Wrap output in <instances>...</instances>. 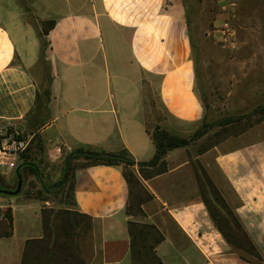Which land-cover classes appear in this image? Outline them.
I'll return each mask as SVG.
<instances>
[{
    "label": "crops",
    "instance_id": "1",
    "mask_svg": "<svg viewBox=\"0 0 264 264\" xmlns=\"http://www.w3.org/2000/svg\"><path fill=\"white\" fill-rule=\"evenodd\" d=\"M46 21L55 24L45 34ZM198 66L190 26L168 0H0V122L38 133L52 167L79 147L126 150L137 163L150 161V105L159 113L156 126L192 137L209 116ZM221 149L216 144L193 157L264 254V142ZM191 150L168 151V169L148 178L137 163L132 167L151 195L139 212L130 206L124 164L79 168L72 211L91 224L77 240L80 246L90 236L91 251L72 247L65 263L133 264V221L163 232L155 251L164 264H261L243 259L215 224L192 186ZM10 170L0 164L4 176ZM8 206L13 220L0 230V264H22L27 242L45 238L42 205ZM51 254L45 242L27 255L48 264Z\"/></svg>",
    "mask_w": 264,
    "mask_h": 264
},
{
    "label": "rangeland",
    "instance_id": "2",
    "mask_svg": "<svg viewBox=\"0 0 264 264\" xmlns=\"http://www.w3.org/2000/svg\"><path fill=\"white\" fill-rule=\"evenodd\" d=\"M233 1H235V4H232ZM168 3L183 14L190 26L193 37V53L199 65L200 85L205 101L209 105L208 121L225 119L234 115H246L254 110L257 111L253 117H246L238 124L242 128L245 127L244 130L230 135L229 141L219 143L222 146L221 150L226 151L229 147H238L243 144H256L257 146L263 143L264 0H228V2L224 0L223 3L221 0H168ZM39 108L41 109L40 114H38ZM39 108L37 114L41 116L46 112V107L42 105ZM148 111L147 127L152 132L160 117L154 105H150ZM41 119L46 120L45 118H39L38 120L41 121ZM4 123L0 122V126ZM16 127L21 133L20 138L26 140L27 146L19 153L20 157L15 160L14 166L11 167V173L7 176L0 173L2 187L16 189L18 182L16 168L24 161L36 162L41 167L44 183L48 185L58 183L62 177L64 163L60 167L50 166L45 159L44 147L39 148V134L32 135L28 128ZM218 131L219 127L214 126L208 131L207 135L198 138L195 143L190 145L192 149L190 153L193 171L192 186L199 194L204 192L209 197L211 204L214 203L213 206L222 212L232 225L233 230L240 235L243 241L245 240V248L248 250L250 248L249 242L241 235V231L237 230L233 215L221 207L213 192L211 193L204 171L207 175L209 173L201 162L193 157L198 154V149L202 144L206 145L216 140ZM3 137H5V134L0 132L1 147L6 145L7 141ZM84 161L85 159L80 157L74 159L72 165L79 167ZM56 170L58 171L56 178L51 179V174H56ZM197 173H199L200 179L204 183L203 186L201 185L202 187L196 177ZM22 175L24 185L19 194L6 195L0 193V230L9 229L10 222L13 219H11V208L8 206V202L14 200L39 202L42 205V210L43 208L51 210L50 216L55 219V222H59L61 218L66 216L73 217V213L67 215L63 213L66 209L73 210V199L68 185L60 192H47L44 183L38 179L31 169H25ZM214 184L217 186L215 182ZM137 191L136 188L135 193L137 194L135 195L137 196L130 201L131 208H135L136 211L137 206H139V195L144 198L148 197L144 191ZM231 205L228 204L230 209H232ZM235 217L237 218L236 215ZM71 220L73 221V219ZM80 225L81 227L76 226V231L86 224L82 221ZM241 227L244 229L242 223ZM81 236L82 233H80L79 238ZM90 241V236L80 239V243L82 242L87 253L91 251ZM81 245L79 250H81ZM262 248L264 250V247ZM256 249L261 255L260 258L256 257L254 252L249 253L242 249H239L240 256L247 261L264 264V254L259 251L257 246Z\"/></svg>",
    "mask_w": 264,
    "mask_h": 264
},
{
    "label": "trees",
    "instance_id": "3",
    "mask_svg": "<svg viewBox=\"0 0 264 264\" xmlns=\"http://www.w3.org/2000/svg\"><path fill=\"white\" fill-rule=\"evenodd\" d=\"M55 24V21H46L42 23V32L47 33ZM197 61V59H196ZM207 107L209 106L206 102ZM257 111H253L250 114L246 115H237L231 116L223 119H217L214 121L205 122L202 127L190 138L180 137L169 132L166 129L161 128L160 126H155L154 130L151 132L147 127L149 133L152 135L155 144H156V153L150 161L147 162H136L131 157H129L126 150H121L119 152H107V151H96L90 150L84 147H79L74 149L70 153L67 154L64 164L61 180H63L62 184H58L56 186L48 185L44 183V175L41 167L36 162L24 161L20 164V172L22 173L25 169H31L35 175L45 184V189L47 192H60L64 187L68 185L71 196L73 198V190H74V182L77 170L79 168H84L93 164H109V165H119L124 164V175L128 180L131 186V200H134L137 195L135 193V189L138 191H144L148 197L144 198L139 195V206H137V212L141 209V204L148 200L151 195L147 191V189L143 186L140 178L137 176L132 167L137 163L139 166V171L145 178L151 177L154 174L165 172L167 167L166 154L168 151L173 150L179 147L189 146L198 138L207 135L208 131L214 127L218 126L219 131L216 133V140L212 141L209 144L201 145L198 149V153H203L207 151L209 148L215 146L222 142L226 137L240 133L245 127H241L238 124L242 122L244 118H251L256 114ZM239 126V128H237ZM250 126V124H249ZM39 148L43 147L42 138L39 135L38 139ZM83 157L85 159L84 163L79 167H74L72 165V161L74 159H78ZM129 168V169H127ZM204 171V170H203ZM204 175L207 180V185L213 192L216 201L221 205V207L225 208L231 215H233L235 220V225L237 230L241 231V235L246 238V241L249 242L250 248L247 250L245 248L244 241L241 239L240 235L235 232L232 228L230 222L226 219V217L222 214L221 211L217 210L213 204H211L209 197L202 192L201 196L209 210L211 217L213 218L215 224L223 233L225 238L232 243L236 248L245 250L249 253L254 252L256 257L260 258V253L257 251L256 246L249 238L247 232L242 229L240 221L235 217V214L232 209L228 206V202L224 198L223 194L219 190L217 186H215L213 180L209 175L204 171ZM198 182L200 186L204 185L202 180L200 179L199 173L196 174ZM58 181V183L61 182ZM201 186V187H202ZM137 191V192H138ZM67 214H74L73 217L66 216L61 218L59 222H55V219H52L51 210L49 208H43L42 210V222L45 232V238L42 240H30L27 242L25 248V256H23L22 264H44L43 261L39 262V259L36 258V261L28 260V251L32 248L41 249L43 248V243L46 242V246H49V250L51 251V255L47 256L48 264H66L65 260H67L66 253L71 252V249H78L79 245L77 239L80 236L81 229L76 231V226L81 227L80 222H84L86 225L91 228L90 222H87L84 219L78 217L75 211H71L70 209H66L65 212ZM9 214V213H8ZM12 219V213H10ZM73 219V221L71 220ZM81 219V220H80ZM12 225V221L10 222V227ZM83 227V226H82ZM129 231L131 234V256L133 264H164L161 258L157 255L155 248L156 246L165 239V236L161 230H159L155 225L149 223H138V222H129ZM230 231V232H229ZM42 242V244H40ZM73 247V248H72ZM27 255V256H26ZM40 257V256H39ZM38 257V258H39ZM43 260V259H42Z\"/></svg>",
    "mask_w": 264,
    "mask_h": 264
},
{
    "label": "built area",
    "instance_id": "4",
    "mask_svg": "<svg viewBox=\"0 0 264 264\" xmlns=\"http://www.w3.org/2000/svg\"><path fill=\"white\" fill-rule=\"evenodd\" d=\"M1 134H5L6 145L0 146V164L9 167L14 166L19 153L27 146L26 140L20 138V131L12 123H4L0 126Z\"/></svg>",
    "mask_w": 264,
    "mask_h": 264
},
{
    "label": "water",
    "instance_id": "5",
    "mask_svg": "<svg viewBox=\"0 0 264 264\" xmlns=\"http://www.w3.org/2000/svg\"><path fill=\"white\" fill-rule=\"evenodd\" d=\"M16 174H17V179H18L16 189H9V188H1L0 187V193L6 194V195H17L22 191V188L24 185V177H23L22 173L20 172V168H17ZM62 183H63V180H61L60 183L53 184V186H56V185L62 184ZM44 187H45V184H44Z\"/></svg>",
    "mask_w": 264,
    "mask_h": 264
},
{
    "label": "flooded vegetation",
    "instance_id": "6",
    "mask_svg": "<svg viewBox=\"0 0 264 264\" xmlns=\"http://www.w3.org/2000/svg\"><path fill=\"white\" fill-rule=\"evenodd\" d=\"M17 168H20V169H21L20 165H18ZM17 168H16V170H17ZM0 187H1V188H5V187H2V179H1V177H0Z\"/></svg>",
    "mask_w": 264,
    "mask_h": 264
}]
</instances>
